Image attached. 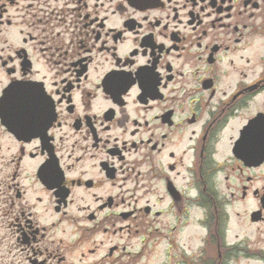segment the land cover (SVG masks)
I'll return each mask as SVG.
<instances>
[{"label": "flooded vegetation", "instance_id": "af4514ba", "mask_svg": "<svg viewBox=\"0 0 264 264\" xmlns=\"http://www.w3.org/2000/svg\"><path fill=\"white\" fill-rule=\"evenodd\" d=\"M162 241L264 264V0H0V264Z\"/></svg>", "mask_w": 264, "mask_h": 264}, {"label": "rangeland", "instance_id": "374dc122", "mask_svg": "<svg viewBox=\"0 0 264 264\" xmlns=\"http://www.w3.org/2000/svg\"><path fill=\"white\" fill-rule=\"evenodd\" d=\"M203 232H201L200 229L198 228H194V226L188 227L185 229L184 232V236H185V243H186V248L190 247L192 250V247L195 249V247L197 246L198 243V236L199 234H202ZM138 243H137V247H139V239H137ZM166 245V241H162L161 244L158 247V251L153 250L151 253L150 258L151 263L150 264H161L162 262H164L163 260H165V255L162 252L163 249L165 248ZM127 256H124L122 259V264H135L134 261L127 263ZM142 261H139L137 264H142ZM255 264V263H253Z\"/></svg>", "mask_w": 264, "mask_h": 264}]
</instances>
